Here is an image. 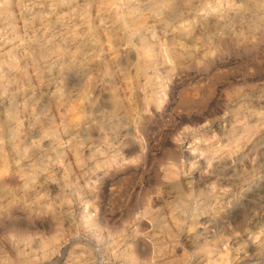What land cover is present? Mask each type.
Instances as JSON below:
<instances>
[{
    "label": "rangeland",
    "instance_id": "1",
    "mask_svg": "<svg viewBox=\"0 0 264 264\" xmlns=\"http://www.w3.org/2000/svg\"><path fill=\"white\" fill-rule=\"evenodd\" d=\"M0 264H264V0H0Z\"/></svg>",
    "mask_w": 264,
    "mask_h": 264
},
{
    "label": "bare ground",
    "instance_id": "2",
    "mask_svg": "<svg viewBox=\"0 0 264 264\" xmlns=\"http://www.w3.org/2000/svg\"><path fill=\"white\" fill-rule=\"evenodd\" d=\"M3 6V5H2ZM8 10V6L7 5H4L1 9H0V11L1 12H6Z\"/></svg>",
    "mask_w": 264,
    "mask_h": 264
}]
</instances>
